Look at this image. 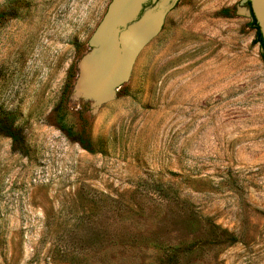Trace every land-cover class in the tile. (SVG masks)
Instances as JSON below:
<instances>
[{
  "label": "rangeland",
  "instance_id": "rangeland-1",
  "mask_svg": "<svg viewBox=\"0 0 264 264\" xmlns=\"http://www.w3.org/2000/svg\"><path fill=\"white\" fill-rule=\"evenodd\" d=\"M116 2L0 0V264H264L250 0H140L99 92Z\"/></svg>",
  "mask_w": 264,
  "mask_h": 264
},
{
  "label": "bare ground",
  "instance_id": "bare-ground-1",
  "mask_svg": "<svg viewBox=\"0 0 264 264\" xmlns=\"http://www.w3.org/2000/svg\"><path fill=\"white\" fill-rule=\"evenodd\" d=\"M141 6L140 0H117L116 6L110 18L108 19V24L106 25L105 29H107V34H109L103 40V48L104 52L100 55V59H91L83 66V74L89 75L91 74L92 79L94 80L93 90H98L102 92L103 86L105 82L112 84L118 83L122 81L125 76L131 70L132 63L134 61L135 53L132 56H125L123 62L121 63L120 58L117 60V53L116 49L113 48L114 36L110 35V32L113 30L114 25L116 23H126L134 18L136 15L139 7ZM162 20L156 17H150L146 19L142 24L136 26L125 36V41L130 45V41L135 40L133 46L134 48H140L144 40H146L149 36L156 33L160 26ZM118 64V69L114 74H110L112 81H104L105 76L108 74V70L110 69L112 64ZM126 80V79H125ZM114 86V85H113ZM105 99V98H104Z\"/></svg>",
  "mask_w": 264,
  "mask_h": 264
},
{
  "label": "trees",
  "instance_id": "trees-1",
  "mask_svg": "<svg viewBox=\"0 0 264 264\" xmlns=\"http://www.w3.org/2000/svg\"><path fill=\"white\" fill-rule=\"evenodd\" d=\"M249 6H250L251 15H252V22L250 23V27L253 28V30L255 31V42L256 44H259L261 47V50H262L261 57L264 61V38L261 32L260 25L253 13V10L251 7V1L249 2Z\"/></svg>",
  "mask_w": 264,
  "mask_h": 264
},
{
  "label": "water",
  "instance_id": "water-1",
  "mask_svg": "<svg viewBox=\"0 0 264 264\" xmlns=\"http://www.w3.org/2000/svg\"><path fill=\"white\" fill-rule=\"evenodd\" d=\"M253 13L260 25L264 38V0H250Z\"/></svg>",
  "mask_w": 264,
  "mask_h": 264
}]
</instances>
